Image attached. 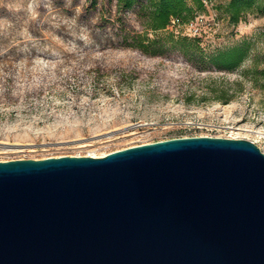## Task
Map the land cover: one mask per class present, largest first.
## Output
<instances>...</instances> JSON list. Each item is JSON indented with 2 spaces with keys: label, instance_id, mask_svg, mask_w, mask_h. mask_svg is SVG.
<instances>
[{
  "label": "rangeland",
  "instance_id": "rangeland-1",
  "mask_svg": "<svg viewBox=\"0 0 264 264\" xmlns=\"http://www.w3.org/2000/svg\"><path fill=\"white\" fill-rule=\"evenodd\" d=\"M186 1L193 17L173 28L175 39L204 55L246 43L249 56L238 69L202 71L191 47L183 55L167 43L161 56L124 47L120 28L139 31V20L107 0H0V162L101 157L193 136L245 139L264 153L258 87L242 80L227 104L200 100L208 77L241 79L264 53V15L232 23L223 9L229 0H204L201 9ZM196 19L198 35L190 29Z\"/></svg>",
  "mask_w": 264,
  "mask_h": 264
},
{
  "label": "water",
  "instance_id": "water-1",
  "mask_svg": "<svg viewBox=\"0 0 264 264\" xmlns=\"http://www.w3.org/2000/svg\"><path fill=\"white\" fill-rule=\"evenodd\" d=\"M0 264H264V153L193 136L0 162Z\"/></svg>",
  "mask_w": 264,
  "mask_h": 264
},
{
  "label": "trees",
  "instance_id": "trees-1",
  "mask_svg": "<svg viewBox=\"0 0 264 264\" xmlns=\"http://www.w3.org/2000/svg\"><path fill=\"white\" fill-rule=\"evenodd\" d=\"M96 6L98 1L92 0ZM113 2L117 11L132 10L139 20L140 30H126L122 26L120 39L124 47H130L144 54L161 56L164 54L165 44L178 47L183 54L193 50L198 51L194 64L202 71H216L230 73L238 69L248 58L250 49L246 43L215 51L204 55L193 43L186 42L185 38H176L173 28L184 25L192 19L194 10L188 6L186 0H107ZM204 0H192L196 9H201ZM209 1V0H208ZM230 22L237 23L247 13L264 15V0H229L223 7ZM178 20L177 24H171ZM198 35V34H197ZM241 79L235 81L217 80L208 77L209 84L205 87L206 93L200 97L201 101H216L227 104L237 93L243 90V81L248 80L264 93V53L252 57L251 65L240 74Z\"/></svg>",
  "mask_w": 264,
  "mask_h": 264
},
{
  "label": "built area",
  "instance_id": "built-area-1",
  "mask_svg": "<svg viewBox=\"0 0 264 264\" xmlns=\"http://www.w3.org/2000/svg\"><path fill=\"white\" fill-rule=\"evenodd\" d=\"M178 23V20H172L171 21V24H177ZM190 26H191V30H192V32L195 34V35H197L198 33H199V29H198V19H196V22L193 24V23H191L190 24Z\"/></svg>",
  "mask_w": 264,
  "mask_h": 264
},
{
  "label": "bare ground",
  "instance_id": "bare-ground-1",
  "mask_svg": "<svg viewBox=\"0 0 264 264\" xmlns=\"http://www.w3.org/2000/svg\"><path fill=\"white\" fill-rule=\"evenodd\" d=\"M259 134V133H258ZM261 137L264 138V135H262ZM12 148H15V147H9V149H12ZM7 149V148H6ZM88 156H91V157H95L94 155H88Z\"/></svg>",
  "mask_w": 264,
  "mask_h": 264
},
{
  "label": "clouds",
  "instance_id": "clouds-1",
  "mask_svg": "<svg viewBox=\"0 0 264 264\" xmlns=\"http://www.w3.org/2000/svg\"><path fill=\"white\" fill-rule=\"evenodd\" d=\"M18 11V9H16Z\"/></svg>",
  "mask_w": 264,
  "mask_h": 264
}]
</instances>
